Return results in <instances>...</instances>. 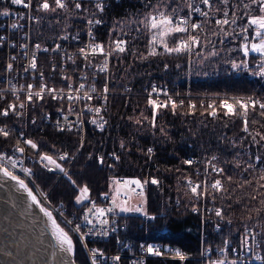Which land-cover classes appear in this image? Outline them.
I'll list each match as a JSON object with an SVG mask.
<instances>
[{
    "label": "snow or ice",
    "instance_id": "6c2138e0",
    "mask_svg": "<svg viewBox=\"0 0 264 264\" xmlns=\"http://www.w3.org/2000/svg\"><path fill=\"white\" fill-rule=\"evenodd\" d=\"M10 3L22 6L29 11L33 8V0H10ZM140 3L144 11L133 13L130 19L115 20L108 33L109 40L106 43H101L96 42L94 32L97 26L104 23L102 14L108 7L106 0H88L90 6H85L84 0H38L36 5L38 12L57 14L58 17L63 13L76 16L86 22L88 42L78 47L75 54L64 53L66 61L70 62L72 67L71 74H69L63 65L60 66V86L49 82L53 77L46 76L37 62V53L49 52L50 49L42 48L39 43L35 44V51L31 53L29 64L23 69L24 73L31 76L32 82L17 85L12 83L11 78L6 80L8 87L0 88V100L6 99L8 92L11 93L14 100L0 108V117L23 118L29 108L34 110L37 104L43 108L51 100L56 101L59 105L56 111L60 115V119L55 121L58 131L72 132L75 129L77 133H83L86 116L88 117L87 123L104 131L108 124L103 113L107 112L110 92L109 66L113 60L121 61L126 55H132L140 60H148L159 56L187 55L191 57L195 54L207 60L227 51L230 57L232 53H238L243 57L230 58L226 61L233 70L251 71V74L264 78V0H140ZM85 13L87 15H84ZM98 14H101L100 18H96ZM0 15L9 16L11 13L5 9L0 12ZM27 19L34 21L38 18L28 16ZM18 27H22V25L11 24L12 29ZM133 32L136 35H131ZM141 37H143L145 51H140L136 43ZM212 37L218 39L213 40ZM6 39L5 36H0V47L4 45ZM60 39L67 40L69 36L64 35ZM72 39L79 41V32L72 36ZM217 43L220 45L227 43L231 46L218 49ZM11 46L15 47L16 45L12 44ZM20 47L26 49L27 45L21 44ZM133 48L136 51H133ZM205 49L210 50L205 53ZM51 51H62L61 45L57 44ZM250 53L259 54V60L252 61L256 65L254 71L250 69ZM24 56H29V53L25 51ZM78 58L82 63L77 62ZM15 59L16 57L13 56L12 60ZM165 68H167V64H165ZM13 71L14 65L9 62L5 72L12 73ZM51 71L56 73L57 66L52 65ZM101 74L103 84L98 87L97 85L100 83L98 77ZM161 96L164 98L161 99ZM93 101H98L99 105L93 104ZM184 106V100L181 99L177 102L167 90L158 89L153 85L148 91L146 100V107L151 112V118L149 119V116L141 111L139 116L128 117V119L138 126H143L147 122L152 129L158 128L162 134H166L165 129L157 124L158 114L167 109L176 114V110ZM187 107L189 109L187 114L194 115L197 105L189 101ZM200 107L203 109L200 113L202 116L207 114L218 118L222 112L224 117L241 119V131L245 135L240 138L239 146H243L244 141H248L250 138L249 147H255L258 151L264 150V98L251 95L225 96L207 105L201 102ZM70 116L75 119L70 120ZM40 119L51 120V114L44 113ZM31 123L35 125L36 118H33ZM256 125L259 127H254ZM13 137L15 143L12 145L11 154L0 151V176L13 181L26 194L30 206H35L46 218L51 228V235L61 252L70 256L75 255V243L71 233L77 234L79 240L83 242L86 236L94 233V230V234L103 237H108L111 233L116 232L117 227L113 226L115 221L110 218V214L117 212L138 213L149 221L157 220V216L148 210L147 198L144 193L145 186L149 183L160 185L161 182L157 178L142 180L138 177L111 176L108 191L101 193L108 201V205L102 206L92 196L90 186L87 183L78 184L64 166L76 159L75 153L56 149L55 145L47 147L43 141L28 138L23 131L16 133L9 127L6 120L0 121V138L8 141ZM83 146L84 140L81 135L76 152H79ZM119 146L121 149H125L126 143L122 140ZM232 147H238L237 143L232 142ZM25 154L48 172L62 173L70 182L75 189V203L80 206L82 211V221L84 224L91 225L87 232L82 231L81 223L74 224V221L68 219L62 210L57 209L66 225H74L70 230L61 226L57 216H54L53 211L45 204V202L51 203L48 194L43 191H34L33 187H30V183L35 184V180L33 179V168L23 166L24 160L21 157H24ZM146 154L151 157L154 154V149L148 147ZM110 155L113 163L107 164V167L114 169L115 162L120 160V155L115 151ZM246 155H248L246 161L235 160L234 163L224 161L225 164L233 163V170H239L238 178H234L233 175L228 174L225 167L220 166L216 155L200 161L183 160V164L189 168L196 166L192 174L183 175V180L186 182L185 195L194 202L210 199L215 203L218 195L231 201L236 188L225 185L235 183L236 187L240 189L251 188L255 195L250 194V200L256 201L260 197L259 203L264 205V155L256 153H246ZM236 156L239 157L240 153L237 152ZM89 158L91 159V156ZM96 162L103 166L106 164V159L103 155L97 156ZM201 164L203 172L199 167ZM18 165L20 166L19 171L24 174L23 178L14 171ZM36 188L39 189V186L36 185ZM235 203L240 204L241 201L237 199ZM227 207L231 208L232 204L229 203ZM244 207L248 208V205L245 204ZM191 210L194 213L201 211L196 203L193 204ZM248 210L252 211V209ZM207 211L213 212L215 217L220 220L225 219V212L220 207L210 208ZM255 211L260 216L264 213V208H257ZM247 219L251 220L252 216L248 215ZM227 223L231 224V219H228ZM257 246L264 250V235L257 240L256 232L245 225L243 232L240 233L237 247H233L232 241L229 239H225L223 246H217L215 249L207 246L205 252L201 254L203 264H243L239 256H232L238 251L250 252L252 255L248 259L264 264V255L255 251ZM84 247L87 248L86 243ZM140 247L150 256L161 257L165 254L161 247L153 244H141ZM168 251L171 252L173 260L185 262L189 259L179 248L168 249ZM89 260L90 264H108V260H111L113 264H120L121 256L108 257L104 250L92 248L89 249ZM71 264H76V261L73 259ZM132 264H144V262L143 260H133Z\"/></svg>",
    "mask_w": 264,
    "mask_h": 264
},
{
    "label": "trees",
    "instance_id": "16d2710c",
    "mask_svg": "<svg viewBox=\"0 0 264 264\" xmlns=\"http://www.w3.org/2000/svg\"><path fill=\"white\" fill-rule=\"evenodd\" d=\"M141 11L144 9L140 0L111 1L102 14L104 23L95 28L101 43L109 40L108 33L115 20L130 19L133 13ZM75 20L76 16L63 13L59 17L57 14L43 15L37 35L45 39L47 36H59L64 29L73 31L76 28ZM131 35L136 33L133 32ZM212 39L218 38L212 37ZM136 43L140 51H145L143 37ZM229 46L231 45L227 43L216 45L218 49ZM208 50L210 49H205V53ZM133 51L136 49L133 48ZM230 58L243 57L238 53H232L230 57L227 51H224L219 56L207 60L195 54L191 57L159 56L148 60L126 55L121 61L113 60L111 86L114 93L109 97L108 124L104 131L88 125L84 135L77 133L75 129L72 132H60L56 127L41 121L40 113L43 108L39 104L34 110L29 109L27 116L17 122L32 139L43 141L47 147L55 145L56 149L75 153L76 159L66 163L65 167L78 184L87 183L90 186L93 197H99L101 193L108 191L109 178L113 175L125 178L138 177L142 180L157 178L161 182L159 186L149 183L145 187L148 210L157 216V220H142L138 215L125 216L127 226L123 236L133 240L150 239L171 243L194 255L200 247L203 231L207 241L220 242L228 237L239 238L245 225L257 224L264 220V213L258 216L255 211L257 208H264V205L259 203L260 197L256 201L250 200V194L255 195L251 188L240 189L235 183L226 184V187L236 188L235 193L232 194L233 199L229 201L217 196L213 204L225 212V223L220 231H215L211 222L204 221L200 212L194 213L191 210L194 203L199 205L202 200L194 202L185 195L186 182L183 180V175L192 174L196 166L189 168L183 164V160L200 161L216 155L220 166L225 167L228 174L238 178L239 170H233L235 160L246 161L248 159L246 153L264 155V150L258 151L255 147H249L250 138L244 141L243 146H239L240 138L245 135L241 131V119L224 117L222 112L218 118L200 114L203 111L200 107L201 102L207 105L217 96L256 95L264 98V78L251 74V71L233 70L231 65L226 63ZM249 59L250 69L254 71L256 65L252 61H258L259 54L250 53ZM153 78L168 85L173 92L189 94L183 99L185 106L178 108L176 114L170 109L162 110L158 114L157 124L165 129L166 134H162L158 128L152 129L147 122L143 126H138L128 119L139 116L141 111L149 116V119L151 118V112L146 107L147 95L144 88ZM127 84H130L128 90L125 89ZM190 100L197 105L194 115L187 114L189 112L187 104ZM49 101L50 104L53 103ZM34 114L36 117L33 116ZM33 118L37 120L35 125L31 123ZM81 135L84 146L76 152ZM122 140L126 143L125 149L119 146ZM232 142H236L238 147L233 148ZM0 143L4 145L5 141L0 138ZM148 147L154 149L151 157L146 154ZM114 151L120 155V160L115 162V168L112 169L108 168L107 164L113 163L110 154ZM237 152L240 153L239 157L236 156ZM101 155L106 159V164L103 166L96 162V157ZM226 160L233 163L225 164ZM33 166L36 183L48 194L49 200L54 205L59 206L63 202L66 207L64 212L68 216H73L81 210L74 200L75 189L63 174L48 172L37 163ZM199 167L203 172V165ZM30 186L32 187L31 183ZM237 199L241 201L240 204L235 203ZM205 201L209 203L211 200L205 199ZM229 203L232 204L231 208L227 207ZM245 204L248 208L244 207ZM248 215L252 216L251 220L247 219ZM228 219H231V224L227 223ZM71 234L75 242V261L77 264H90L78 236ZM98 245L102 248H114L112 241H100ZM148 264H181V262L151 258ZM184 264H203V261L191 257Z\"/></svg>",
    "mask_w": 264,
    "mask_h": 264
},
{
    "label": "built area",
    "instance_id": "2783aa9c",
    "mask_svg": "<svg viewBox=\"0 0 264 264\" xmlns=\"http://www.w3.org/2000/svg\"><path fill=\"white\" fill-rule=\"evenodd\" d=\"M111 1H113V0H106L107 5ZM114 1H118V0H114ZM37 3H38V0H33V8L31 9V11H29L28 9H24L22 6L12 5L10 3V0H0V12L7 9L11 13V15H9V16L0 15V36H5L7 38L4 45L2 47H0V88L8 87V85L6 83V80L8 78H11L12 83L17 84V85L32 82L31 76L27 73H24L23 69L28 66L31 53L33 51H35L34 45L37 43H39L42 46V48L46 47V48L50 49L49 52H38L37 53L38 65L40 66L41 70H43L45 72L46 76L53 77V79L49 80L50 83H53L56 86H60L61 85L60 71H59L60 66L63 65L69 74H71V67H72L71 63L66 61V57L64 56V53L67 52L68 54H75L78 50V47L83 46L85 43L88 42V37L86 35V32H87L86 22L78 19L77 17H76V20L74 21L76 28L73 31L64 29V31H62L60 33V35L57 37L47 36V37H45V39L40 38L37 35V30H39V25H41V20L43 19V15L45 16L46 14H52V13L38 12L36 10ZM84 3H85V6H90L88 4V0H84ZM22 16L24 17L23 19L21 18ZM28 16L37 17L38 19L34 20V21L28 20L27 19ZM99 17H100V14H98L96 18H99ZM12 23H17L19 25H22V27H18L17 29H12L11 28ZM77 32H79V36H80L79 41L72 39V36L76 35ZM25 34H27V35H25ZM94 34L96 37V42H101L99 40L96 32H94ZM64 35H68L69 39H67V40L60 39V37H62ZM12 44H15L16 46L12 47L11 46ZM21 44H26L27 48L26 49L21 48L20 47ZM57 44L61 45L62 51L52 52L51 49L54 48ZM25 51H27L29 53V56H24ZM13 56L16 57V59L14 61L12 60ZM9 62H12L14 65V71L12 73L5 72L6 65ZM77 62L82 63V61H80L79 58L77 59ZM52 65L57 66V72L56 73H52V71H51ZM109 67H110V73H109V76H110V82H109L110 92L108 94L107 112L103 113V115L105 116V119H107V120H108V116H109V97L114 93V90L112 89V86H111L112 62L110 63ZM88 71H91V70H88ZM98 79L100 80V83L97 86L100 87L103 84L102 74L100 77H98ZM153 85H155L158 89L167 90L169 95H171L176 100H181V99L183 100L184 98L189 96L188 93L183 94L180 92H173L168 85L163 84L154 78L151 79L144 88V92L146 93V95L148 94V91L151 90ZM129 88H130V84L125 85L126 90H128ZM251 96L260 98L256 95H251ZM222 97H225V96H220V97L217 96L216 98H213V100L218 101ZM227 97H231V96H227ZM154 98H155V96H154ZM163 98L164 97L161 96V99H163ZM12 100H14V97L11 95V93L10 92L6 93V99L0 100V108L5 107L6 104ZM190 101L193 103V100H190ZM52 102L53 103L50 104V101H48L44 105L43 109H41L42 111L40 113V118L44 115V113H50L51 114V120H41V121L44 124L51 125L52 127H56L55 121L57 119H60V115L56 111V109L59 105L57 104L56 101H52ZM93 104H96L98 106L99 102L93 101ZM29 109H31V108H29ZM29 109L26 111L24 116H27V114L29 113ZM33 116L36 117V114H34ZM19 119H21V118H16L14 116H10L9 118L0 117V121L6 120L9 127L12 128L16 133L23 131L26 134V131L17 122ZM69 119L74 120L75 117L70 116ZM87 119H88V117L86 116L85 117L86 122L84 125V131L82 133L83 135L86 132V127L88 125H91L90 123H87ZM26 136L28 138H31L27 134H26ZM14 143H15L14 137L10 138L8 141H5L4 145H2L0 143V151H5V152H8L9 154H11L12 145ZM16 155L19 156V154H16ZM21 159L24 160L23 166L33 168V177H34V174H35V170H34V166H33L35 163L34 160L31 157H29L27 154H25L24 157H21ZM19 167L20 166L18 165L17 169H15L14 171L20 172ZM20 173L24 176V174L22 172H20ZM137 191H139V190H137ZM144 193H145V189H144ZM94 198L97 200V202L100 205H102V206L108 205V201L105 200V198L102 195H100L99 197H94ZM63 204H64L63 202L60 203V205H63ZM197 206H199L201 209L200 213L202 214V219L204 221L211 222L213 229L215 231H220L221 228L224 226L225 219L220 220L219 218L215 217L213 212L207 211V209L215 208L217 206H215V204H213L212 201H210L209 203L206 202L205 199H203L202 202L199 203V205H197ZM63 210H66L65 205L63 206ZM128 215H138L141 217L142 220L146 219L138 213H120V212H117V213L110 214V218L113 221H115V224L113 226L117 227V231L111 233L108 237H103V236L94 234L95 233V230H94L93 234H90V235L85 237V241L88 240V242H90L93 245L92 248H99V249L104 250L106 256H108V257H111L113 255H120L121 256L120 264H132L133 260H136V261L143 260L144 264H148V261L151 258L172 259L171 258V252L168 251V249L179 248L177 245H174L171 243H165V242H162L159 240H150V239L133 240L130 238H125L123 236V233H124V230L126 229L127 222L124 219V217L128 216ZM73 217H74V219H72V220L75 223H81L82 231L87 232L88 228L91 227V225H87V224L83 223L81 210H80V212L75 213ZM247 226L251 230H254L256 232L257 240H259L260 237L262 235H264V220L260 221L257 224H248ZM97 228H99V226H97ZM226 239H229L230 241H232L233 247L238 246L239 240L235 241L229 237ZM224 240H222L220 242H209V241H207L206 234L203 231L200 247H199L198 251L196 252V254L191 255V254L183 251L181 248H179V249H181L189 258L195 257L196 259L203 261V257L201 254L205 252L206 247L211 246L215 249L217 246H223ZM96 241H112L114 243V248H102V247H100L94 243ZM141 244H143V245L153 244V245H156L158 247H161L164 250L165 254L161 257L150 256L141 249V247H140ZM87 249L89 252L88 247H87ZM255 251L260 252L262 255H264V250H261V248L258 246L255 248ZM216 255H219V253H216ZM251 255H252V253L246 252V251H238V252L232 254L233 257L239 256L241 258V260L243 261V264H260V262H258V261H253V260L248 259V257H250ZM108 264H113V262L111 260H108ZM181 264H184V262H181Z\"/></svg>",
    "mask_w": 264,
    "mask_h": 264
},
{
    "label": "bare ground",
    "instance_id": "6f19581e",
    "mask_svg": "<svg viewBox=\"0 0 264 264\" xmlns=\"http://www.w3.org/2000/svg\"><path fill=\"white\" fill-rule=\"evenodd\" d=\"M71 261L69 254L59 250L46 218L30 206L26 194L13 181L0 176V264Z\"/></svg>",
    "mask_w": 264,
    "mask_h": 264
},
{
    "label": "rangeland",
    "instance_id": "374dc122",
    "mask_svg": "<svg viewBox=\"0 0 264 264\" xmlns=\"http://www.w3.org/2000/svg\"><path fill=\"white\" fill-rule=\"evenodd\" d=\"M16 172V174L17 175H20V176H23L20 172H18V171H15ZM61 175H62V173H61ZM24 177V176H23ZM27 179V178H26ZM33 179H34V177H33ZM35 180V179H34ZM36 185H38L37 183H36V181H35V184H32V187H33V189L35 190V191H43V190H41L40 188L39 189H37L36 188ZM44 192V191H43ZM146 197V196H145ZM41 199H43V198H41ZM45 204H46V206L47 207H49V209L50 210H52L53 211V215L54 216H57V219H58V222L59 223H61V226L62 227H65L66 228V230H70V228L71 227H73V226H68V225H66L65 224V222H64V218L63 217H60L59 216V212L57 211V209H59V210H62L63 212L64 211H66V210H63V206L65 205V204H63V205H59V206H56V205H54L52 202L50 203V204H48L47 202H45ZM78 212H80V210L78 211ZM78 212H76V213H78ZM64 214H65V212H64ZM65 216L68 218V219H74V214H73V216H68V215H66L65 214ZM74 224H75V222H74ZM75 234V233H74ZM77 235V234H76ZM78 236V235H77ZM79 238V237H78ZM231 239H233V240H235V241H237V240H239V238H233V237H230ZM80 241V240H79ZM98 242H100V241H96V242H94L96 245H98ZM75 243V242H74ZM80 243H81V245H82V247H83V249H84V251H85V254H86V256H87V258H88V260H89V252H88V249L87 248H85L84 247V244L86 243L87 244V247L89 248V249H92V244L90 243V242H88V240H84L83 242H81L80 241ZM93 243V242H92ZM99 246V245H98ZM75 256H73V258H74ZM75 260V259H74ZM77 263V262H76ZM89 263H90V260H89Z\"/></svg>",
    "mask_w": 264,
    "mask_h": 264
},
{
    "label": "water",
    "instance_id": "95a60500",
    "mask_svg": "<svg viewBox=\"0 0 264 264\" xmlns=\"http://www.w3.org/2000/svg\"><path fill=\"white\" fill-rule=\"evenodd\" d=\"M71 259L73 260L74 258H73V256H71ZM77 264V263H76Z\"/></svg>",
    "mask_w": 264,
    "mask_h": 264
}]
</instances>
